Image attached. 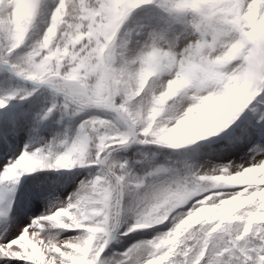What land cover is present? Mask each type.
I'll use <instances>...</instances> for the list:
<instances>
[{
	"label": "clouds",
	"instance_id": "obj_1",
	"mask_svg": "<svg viewBox=\"0 0 264 264\" xmlns=\"http://www.w3.org/2000/svg\"><path fill=\"white\" fill-rule=\"evenodd\" d=\"M143 2L145 0H114L118 9ZM226 2L161 0L159 8L164 13L182 17L181 23L188 36L179 46H165L160 42L154 46L149 39L134 56L126 54L125 41L119 37L131 13L122 19L113 18L106 24H98V36H104L106 43L99 48V52L95 47L88 49V45H85L76 54L79 56L83 53L80 63L75 65L76 70L82 71L79 72V87L74 89L73 94L82 107H74L73 111L77 113L97 108V100L107 99L114 91L122 89L127 106L124 107L126 115L116 116L126 125L125 131L119 130L120 144L133 142L183 149L217 135V124L231 118L234 104L246 107L258 95L253 92V85L257 81L264 83V13L255 7L261 0H252L250 11L240 20V24H247L249 31L218 16L223 11L219 5ZM30 3L31 0H27L22 6L28 8ZM16 7L14 0H0V27H10L28 38L34 18H29L27 13L16 15ZM9 21L12 23L9 24ZM105 29L110 30L111 34L105 35ZM49 33L55 35L49 28L43 36L46 41ZM205 36L211 39L206 40ZM221 36L227 39H221ZM56 47L59 49V43ZM36 55L40 57L38 63H45L51 76L60 71L59 59L52 57L50 52L41 55L37 51ZM64 55H68L66 50ZM70 64V61L64 62L65 71L74 70ZM92 119L85 120L80 128ZM85 135L84 159L87 161L93 155L91 149L96 148V130L92 128ZM57 154L62 155V151ZM94 155L99 158L98 152L95 151ZM73 160L75 162L71 166L64 164L62 168L83 166L79 163V152L74 153ZM56 162L52 158L43 160L35 155L26 157L22 154L10 170L27 167L61 169L52 167ZM229 172L223 175L218 169L208 170L180 192H170L163 184L149 183L145 177L133 176L128 169L119 174L113 169L106 174L113 178L126 177L123 189L120 180L112 185L110 194L115 202L114 210L116 205H120L124 193L133 196L137 202L135 223L129 228L130 231L163 224L187 197L197 192H207L202 200L197 201L200 207L195 212L189 210L190 215L169 231L175 235L181 230L191 232L200 217L211 220L225 210L242 207L243 202L238 198L220 199L224 193L213 189L220 185L247 183L251 181L253 173L264 177V168L249 167L244 171L236 168ZM146 176H151V172ZM119 215L113 217L115 226L119 222ZM162 242L172 243V240L169 238ZM148 251L146 248L142 253L141 264H151V261H147Z\"/></svg>",
	"mask_w": 264,
	"mask_h": 264
},
{
	"label": "snow or ice",
	"instance_id": "obj_2",
	"mask_svg": "<svg viewBox=\"0 0 264 264\" xmlns=\"http://www.w3.org/2000/svg\"><path fill=\"white\" fill-rule=\"evenodd\" d=\"M41 2L42 0H31L27 11L29 18L35 19L41 8ZM150 4L160 7L161 0H145L138 5L133 4L119 9L114 4V0H59L55 10L51 13L50 23L45 31L51 28L55 35L49 33V39L46 41L43 34L42 39L38 40L32 49L17 62L10 63L9 57L25 43L26 37L10 27H0V42H3L5 47L4 53L0 55V62L8 65L18 76L47 84L58 93H62L65 110L82 107L73 94L74 89L79 87V72L82 71V69L79 71L75 69V65L80 63V56L83 55L80 53L78 56L77 52L85 45H88V49L95 47L99 52V48L106 41L104 36H98V24H106L113 18L122 19L129 13L132 14L135 9ZM250 6H252V0H227L226 3L219 5L223 11L218 13V16L249 31L247 24H240V20L250 11ZM255 7L264 13V0H261V3ZM168 18L171 22L181 23L182 21L179 14L168 16ZM104 31L105 35L111 34L108 29ZM149 35L154 46L164 39L163 32H152ZM220 38L227 39L225 36ZM204 39L210 40L211 37L205 36ZM57 43L60 45L59 49L56 47ZM65 50L68 55H64ZM37 51L41 55L50 52L52 57L59 59L61 68L55 76L49 74L45 63H38L40 57L36 55ZM65 61L71 62L70 66L74 69L72 72L65 71L63 67ZM92 79L94 80L95 77ZM116 88L119 89L120 86L117 85ZM252 90L258 94H264V83L257 81ZM104 95L107 96L106 93ZM118 99L119 102H117ZM4 104L5 101L0 100V107ZM97 105V108L110 110L116 116L126 115L124 107L127 106V101L122 89L118 92L114 91L107 99L97 100ZM247 106L234 104L233 115L227 121L219 122L217 131L228 128ZM55 108L56 105L53 104L41 118H47ZM259 121H264V112L260 114ZM92 128L96 130L95 151L99 153V158L94 155V162L106 166V171L98 175L99 179H96V176L90 182L83 183L75 198L70 199L66 206H61L52 215L35 220L32 227L24 229L16 239L9 243H0V257L20 259L27 261L28 264H102L99 257L108 243L111 231L116 227L112 223L113 217L120 213V205H116L114 210L115 202L110 194L112 185L120 180L121 189H123V181L126 179V177L119 176L113 178L106 174L111 173L114 167L108 162L110 152L116 147L127 145L119 143L121 139L119 128L110 121L93 118L88 124L81 126L71 144L64 145L66 150L62 151V155L54 154L51 150L48 154L41 151H25L23 154L26 157L35 155L43 160L52 158L57 161L52 167L62 168L64 164L71 166V163L75 162L74 153L79 152V163L84 165L86 163L84 147L87 143L85 133ZM106 145L110 147H105ZM15 162L10 163L0 173V183L15 184L24 173L35 172L39 169L38 167H27L11 171ZM249 167L264 168V162ZM119 168L125 171L127 166L120 164ZM246 168L240 170L244 171ZM219 173L230 174L227 169H220ZM193 182L194 180L189 183L186 179H176L163 185L170 192H180L190 187ZM232 186H238L239 190L227 193L222 191L224 195L220 197L225 200L236 197L243 202L242 207L231 216L223 215L227 211L225 210L211 220L201 218L191 232L186 233L181 230L175 235L167 232L131 249L117 264H141L142 253L146 248L149 249L147 261H151V264H264V220L254 222L258 216L264 215V182L255 180L239 185H220L213 190L221 191ZM200 194L197 192L189 197ZM202 194L197 201L202 200L203 196L208 193ZM199 207L200 204L196 202L192 212ZM188 215H190L189 211L186 216ZM186 216L177 217L174 227ZM45 222L53 227L80 229L83 234L67 240H44L41 239L40 232ZM169 238L172 243L162 242Z\"/></svg>",
	"mask_w": 264,
	"mask_h": 264
},
{
	"label": "rangeland",
	"instance_id": "obj_3",
	"mask_svg": "<svg viewBox=\"0 0 264 264\" xmlns=\"http://www.w3.org/2000/svg\"><path fill=\"white\" fill-rule=\"evenodd\" d=\"M14 2L17 5L16 15L27 13L28 8L22 6L26 4L27 0H14ZM58 3L59 0H42L33 27L23 45L36 43L42 39L50 23L51 13ZM152 32L164 33V39L160 43L165 46H179L188 36V32L182 23L171 22L168 15L155 4L144 5L133 11L119 34V37L125 41L126 54L136 55L143 48L145 42L150 39L149 34ZM0 70L7 69L0 66ZM1 75L0 92L2 93H0V100L5 101L3 108H16L37 93V90H35L31 91V95L24 94L15 103L13 99L16 97V91L11 85L7 84L6 87V76L3 73ZM54 91L55 93L51 92L50 94L40 93L38 98L40 108L34 111L35 115L31 117H37V120L40 121L41 117L39 116H41V113L43 111L47 112L53 104L56 105L58 94H56L55 89ZM257 107H259V112L257 110L258 113H254L253 110ZM262 112H264V94H258L228 128L222 129L217 135L199 141L195 145L187 146L186 148H191L192 151L185 153L184 158L177 162V167L164 169L163 172L169 171L173 177L171 181L176 180L178 179L175 174L176 171L178 169L182 170L188 165L190 166V163L198 156L193 172L188 173L187 168H185L184 176L179 179H186L190 183L208 170L227 169L232 171L236 168L242 169L264 162V121H259ZM37 139L36 146H34L28 136L22 133L16 137L14 135L7 138L0 137V173L10 163L15 162L25 151L32 152L34 147L41 150L44 144L50 142L51 137L46 134L44 139ZM195 147L198 149L193 150ZM63 170L61 168L52 169L50 172L44 171L40 174V178L43 179L44 175H48L52 179L56 172ZM87 179L88 175L82 174L77 178V182L82 183ZM251 179L264 182V177H260L258 173H253ZM24 182V178L19 177L18 182L15 184L0 183V243H9L11 240L16 239L24 229L32 227L35 220L52 215L61 206H66L68 201L73 199L72 196L75 192L74 185L67 189L59 187L55 191H51L47 188L48 186L40 187L36 180L28 182L27 185ZM224 215L228 216L229 214ZM257 220H264V218L260 217ZM79 235H81L80 231L78 232L75 229L68 230L64 236L57 235L56 228H53L47 222H45V226L40 232L41 239L53 241L72 239ZM0 264H28V262L15 258L0 257Z\"/></svg>",
	"mask_w": 264,
	"mask_h": 264
},
{
	"label": "trees",
	"instance_id": "obj_4",
	"mask_svg": "<svg viewBox=\"0 0 264 264\" xmlns=\"http://www.w3.org/2000/svg\"><path fill=\"white\" fill-rule=\"evenodd\" d=\"M34 44L35 43H29L27 45H22L19 49H16L9 57L10 63L17 62L23 58L27 52L32 49ZM4 51L5 47L2 42V46L0 48L1 55ZM14 74L16 73L14 72ZM3 75L6 76V87L7 84L11 85L17 91V97L13 99L15 103L18 102L19 98L24 94H29L31 91L35 90H37V93H35L36 96L34 95L30 97V99L24 104H19L17 109L9 111L0 110V137H7L10 136V134L18 136L22 133L26 134L29 139H31L32 145L36 146L38 140L37 138L44 139L45 135L48 134L51 137V140L50 142L44 144L40 151L44 154H48L49 150H51L55 154L63 151L65 144H71V142L75 140L80 130V125L85 120L92 118L103 119L114 123L120 131L126 130V125L123 122L118 121L116 114L109 110L90 108L77 113H73L71 108L65 110L63 107L65 102L63 94L58 92L56 93L58 94L56 108L52 112L51 117L48 120H42L41 118V120L38 121L37 117L31 116H34V111H37L38 108H40V101H38L40 93L45 92L50 94L51 92L55 93V91H50L46 87H36L32 84H28L22 79L24 77L18 76L17 74V77H15L8 70L3 71ZM117 102H119V99ZM39 117H42V114ZM197 149L198 148L195 147L193 150ZM36 150V147H34L32 152ZM190 151H192L191 148L179 150L157 145H141L139 143H132L130 146L126 145L114 148L108 156V162L114 166L113 169L117 172V174L121 171L119 165L125 164L133 176L145 177L147 182L153 184H167L173 179V177L169 171L168 173L163 172V170L177 167V162L181 161L184 158L185 153ZM91 152L93 155L84 164V169H80V166L78 165L71 169L56 172L54 178L52 179H50L48 175H44L43 179H41V173H44V171L50 172L52 170L51 168H41L37 169L35 172H26L20 177L24 178L25 185H27L28 182L36 180L40 187L48 186L47 188L51 191H55L59 187L67 189L68 187L74 185L75 192L72 197L75 198L76 194L80 190L81 184L90 182L96 176L101 175L102 172L106 171V166H102L94 162L95 148H92ZM196 159L197 156L194 161L190 163V166L188 165L185 167L187 168L188 173L193 172V167L196 165ZM185 168H182V170L178 169L176 171L175 174L178 179H181L184 176L186 170ZM149 172L153 173V175L146 176ZM82 174H87L88 179L85 182L78 183L77 178ZM251 181L255 180L251 179ZM237 190H239L238 186H232L224 188L221 191L227 193ZM141 191H143V189H141ZM202 195L203 194L189 197V199L185 200L183 204L173 210L170 218L163 224L154 225L147 229L130 231L129 228L135 223L134 210L137 207V202L133 196L124 193L121 196V209L119 210L120 215L118 217L119 222L117 224V234L112 245L107 250L103 251L99 257L102 264H117L119 260L124 258V254L128 253L131 249L143 244L144 242L152 241L158 236L169 232L174 227V221L176 218L186 216L187 212L192 210L197 200L200 199ZM238 210L239 208H236L235 211ZM233 213H231V215ZM201 218L205 217H200V219ZM53 228H56L57 235L59 234L60 236H64V234L71 229L60 228L58 226ZM77 230L80 231L81 235L83 234L82 230Z\"/></svg>",
	"mask_w": 264,
	"mask_h": 264
},
{
	"label": "water",
	"instance_id": "obj_5",
	"mask_svg": "<svg viewBox=\"0 0 264 264\" xmlns=\"http://www.w3.org/2000/svg\"><path fill=\"white\" fill-rule=\"evenodd\" d=\"M107 245H109V241H108Z\"/></svg>",
	"mask_w": 264,
	"mask_h": 264
}]
</instances>
